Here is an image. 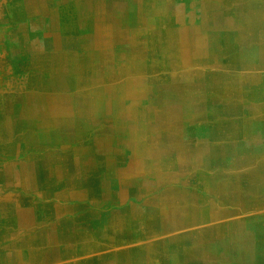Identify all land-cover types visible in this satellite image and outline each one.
I'll return each instance as SVG.
<instances>
[{"label": "crops", "instance_id": "obj_1", "mask_svg": "<svg viewBox=\"0 0 264 264\" xmlns=\"http://www.w3.org/2000/svg\"><path fill=\"white\" fill-rule=\"evenodd\" d=\"M193 3L196 5L191 6V10L207 14L204 21L190 25H221L229 28L226 32L229 43L217 45L210 35L205 40L194 42L211 43L218 47L217 51L222 49L220 46H225L228 50L225 56L228 60L227 69L216 74L223 75V80L225 77L232 79L212 86H206L205 83L198 85L190 94L191 97L187 96V100L175 107L180 110L179 118H167L147 126L144 123L143 137L135 146L140 148L139 143L142 142L145 155H172L190 160L202 157L208 163L209 158L220 157L224 166L215 168L213 174L228 181L234 180L233 175H237L239 188L254 187L257 191L245 192L246 196L241 199L206 200L207 205L200 203L203 208L197 206L199 199L186 200L180 204V200L151 201L148 198L145 203H141L142 208L128 204L126 212L129 217L123 216L120 221L105 219V224L102 223L103 217L107 218L111 213L101 205L106 200H30L34 214H31L30 227L26 224V228L21 223L19 225L14 213L6 212L4 204L7 201L0 200V204H3L0 213V264H119L120 260L124 263L125 260L121 258L125 257V253L121 250L104 256L114 257L115 260L103 261L105 246L119 244L116 239H110L111 230L121 236V243H127L131 238H144L158 233L155 231L181 227L187 228L185 233L189 234L186 239L189 252L169 254L166 257L168 264H264V0H194ZM205 30L206 33L208 29ZM234 42L239 44L232 45ZM57 128L69 132V125L59 124ZM130 129L132 131V127ZM156 130L158 132H154ZM51 132L49 126V134ZM125 137L127 141L134 139L130 130L129 133L125 132ZM208 166L207 170H211ZM189 169L191 172L196 171ZM186 177L191 178L187 174ZM180 188L196 195H207V192H200L198 185L196 188L199 192L193 191L188 185ZM14 203L18 207L26 204L25 200H15ZM221 203L225 210L220 215H230L208 217L218 214L211 209ZM251 203L256 206L255 209L237 211L235 204ZM203 209L211 211L199 215L198 211ZM143 210L164 213L151 216L139 212ZM154 218L158 220L157 224L147 223ZM222 219L228 220L202 225L210 220ZM6 221L10 223L7 230ZM23 234L30 238L27 245H22ZM177 240L176 236H168L150 241L147 245L158 246L159 243L170 244ZM25 252L32 253L30 258L22 255Z\"/></svg>", "mask_w": 264, "mask_h": 264}, {"label": "bare ground", "instance_id": "obj_2", "mask_svg": "<svg viewBox=\"0 0 264 264\" xmlns=\"http://www.w3.org/2000/svg\"><path fill=\"white\" fill-rule=\"evenodd\" d=\"M141 1L142 0H138V2ZM149 1L151 2L152 6L155 7L150 12L149 10L146 12L144 11L142 13L144 14V16H142L141 14L136 17L132 22L134 24L131 25L129 29H125L123 33L125 36L124 42L129 41L130 38L132 43L131 45H128V43L125 44L124 42L117 46L113 45L110 39H108L107 37V31H109V28L103 29V35L107 37V43H103L104 47H102V45L100 47H97V45L95 44V47L98 49L93 55L95 67L89 74H87V76H84V82L83 84L78 86V92H75L73 95L69 94L67 97H62V95H59L51 100L52 103L61 110L60 114L56 113L58 117L56 120L57 123L50 122L51 117H53L52 115L55 114L54 111L47 110L45 111V113H43V115H45L46 117V124L52 128V132L48 135L52 139L53 144L57 143L56 146L59 147L58 151L65 150L64 146H66V143H73L72 141H74V137L78 135H80L81 137H85L86 141L84 142L92 143L93 145H95L96 149L97 144L103 145L104 138L106 136L105 133L110 132V130L105 127H102L96 132L92 131L91 125L96 127L99 122H103H97L99 120V115H105L104 113H109L107 114L108 117H116L117 120L124 119L129 121L130 126L133 130L132 136L134 139L128 140L126 142V146H120L121 149H125V152L118 153V156H120L121 158L124 157L123 159L126 160L127 170L125 171L123 168H119L116 162H110L108 165L110 169L116 171V175L109 179V181L112 182V186L116 188L111 189V195L117 193L119 194V196L127 195L140 198L147 192L148 195L151 194V196L148 197L151 201L199 199L200 202L197 206L203 208L200 203L203 204L204 202V204L206 203L207 205L206 200L241 199L243 198V196H246L247 192L254 193L255 191H257V189H255L254 187L250 189H243L238 187V180L236 179L237 175H233L235 178L234 180L228 181L213 174L214 171H216L214 170L215 168L218 169L219 167L222 168L224 166L223 160L220 157L209 158L208 163L206 159L202 157H197L196 159L192 158L190 160L189 158L187 159V157H175L172 155L168 157L160 155H145L143 153L142 144L140 145L141 149L135 146L137 145L136 143H138L137 141L143 137V129L141 130V128H139L140 126H142L144 123L146 126L154 123H160L167 118H169V120L179 118L180 114L178 113H180V110H176L175 107L179 105L180 102L187 100V96L191 97L190 94L193 93L198 85L205 83L206 86H212L220 84L221 81L232 79L230 77H225L226 79L223 80V75L220 76L219 74H216L219 73L218 71L227 69L226 62H228V60L225 56L228 54V50L225 46H220L222 49L220 48L221 50L217 51L218 47L211 43L194 42L195 40L202 41L203 39L205 40L206 37H209V34L200 35L205 34L206 30L204 28L199 29L195 28V26L193 25H190L191 23L196 21H204L207 14L205 12H194V10H191L193 5H196V3H193L194 0ZM196 1L198 0H195V2ZM81 3L82 5L85 4L82 7L83 9L81 10L85 11L82 12L83 20L87 21L88 24H92L93 19H91V14L90 16H88L89 14L87 13L90 12L89 8H91V0H81ZM136 6L123 5L121 7L117 3V5H115V8L118 11V14L115 13V15L125 18L130 13L131 16L134 17V9L136 8ZM135 27H137V32L135 30H132ZM113 36H116V34H113ZM127 52L132 53L131 56L129 55L130 57L126 56ZM102 76H105L110 80L107 84L98 86L99 82L102 80ZM233 76L235 75L233 74ZM75 85L76 82L72 80V78L67 77V75H65L61 69L53 73L51 79L49 80V89L52 90L57 89L66 92L71 90ZM249 85L251 86V84ZM46 96L41 99L45 100ZM65 99L67 101H65ZM74 100L85 101L90 104L92 103V105H95V108H92V111H90L89 113V117L85 118L84 120V125L79 127L80 130L78 129L77 131H75V134H72L73 136H68L67 131L62 130L56 133H63L65 135L66 141H62L60 137L55 140V137L53 135L55 132L53 131V128L60 124L59 117L65 114H67L68 116L70 115L69 108L66 109V107L71 105ZM20 110L22 111H18L19 113H21V115L18 114L19 116L16 115L17 112L12 115L6 114V117L8 116L7 119L12 121L13 123L17 122V124L19 125H23L25 123L23 127H19L22 129L21 131H23L20 134V137L29 139L30 143L46 142L47 140H38V137H36V133L34 134L32 132V124L27 121L25 122V116L28 113L33 114L34 111L31 108L26 107ZM226 112L227 111H225V113ZM15 115L16 117H14ZM197 115L198 114H196V116ZM64 122L63 125H69V121L66 123ZM17 126L18 125L13 124V128L15 131L17 130ZM154 132H158V130ZM132 140H134L135 143ZM113 142L114 143L108 144L106 146H109L110 148L112 146L115 149L116 140L114 139ZM47 143L49 144V142ZM83 145L84 144L82 143V145H79L78 147L82 149ZM80 149L77 148V152ZM80 151L81 153H83L85 152V149H82ZM46 157L48 156H44V158L43 156H41L39 161L37 160L35 164L17 161L13 162L10 167L9 164L2 165L0 167V181L3 182L6 186L19 188L25 191H36V187H38L39 189L48 187V190L46 191L44 189L38 190L36 192V196L44 197L45 195L49 194L51 200H54L52 198L54 196L59 197V200H65L69 197L70 192L73 193L72 191L76 188H80L82 184H78V182H71V180L75 181L76 176L74 174L80 171L82 161L78 158H70L69 155H63L61 153H56L55 156L51 155L49 159ZM64 160H67L68 163L65 164ZM99 163L101 167H105L103 166V163L107 164V160L106 162H103L101 160ZM45 164H49L48 174H45L43 172ZM208 165H210L211 170H207L209 169ZM11 167L14 169L11 170ZM194 167H197L196 171H194V173L196 174V178L187 179L186 174L191 171L189 168H192L193 170ZM95 173H93L92 175L95 176ZM124 173H126V175ZM42 176H44V178H42ZM55 176H57L59 180L54 186L55 194H53V192L49 193V184L55 182ZM88 183L89 182L87 181H83V187H86ZM161 183H180L184 187L185 185L187 186L196 184L198 185V188L200 190L207 192V195H196L194 192L189 193L186 190L181 189L180 186L178 187L176 185H172V187L167 189L164 193L154 194L155 190L158 189L156 188V186L161 185ZM97 193L98 194L95 196L99 195L98 200H101V196L98 191ZM12 194L13 193H11V195ZM14 195L16 197L22 196L21 194L16 193ZM211 195L214 197V199H211ZM95 200H97L96 197ZM14 201L15 200L10 202L9 204H4V206L7 205L5 209L9 210L17 216L19 225L21 223V226H25V228L28 225L30 227V223L32 222L31 214H34V206H31V204H29V206H25L28 203H24L18 207L17 204L15 205ZM235 205L238 208L237 211H246L249 210V208L255 209L256 207L253 203H251L250 205ZM184 206L190 207L189 205ZM2 207L3 204H0V213H2ZM211 210L213 213L221 214L225 209H223V205L221 203V205L213 206ZM211 210L203 209L199 210L198 213L199 215H202L203 213H210ZM139 212H146L151 216H158L159 214L164 213L163 211L150 212L145 210ZM157 222L158 220L156 218L147 221V223H150L151 225L157 224ZM29 240L30 238H27V236L24 235L22 245H27L29 243ZM30 254H28V252L22 253V255L26 258H30Z\"/></svg>", "mask_w": 264, "mask_h": 264}, {"label": "rangeland", "instance_id": "obj_3", "mask_svg": "<svg viewBox=\"0 0 264 264\" xmlns=\"http://www.w3.org/2000/svg\"><path fill=\"white\" fill-rule=\"evenodd\" d=\"M117 3L121 7L123 5H137L134 9L135 16H131L130 13L125 18L115 15V13L118 14L115 8ZM150 4L151 2L149 0H142L141 2H138V0H91L90 12L87 13L89 14L88 16L91 14V19H93V21L92 24H88L87 21L82 18V12L85 11L81 10L85 4L82 5L81 0H0V167L4 164H9L10 167L13 162L17 161L35 164L37 160L39 161L41 156H43V158L44 156H48L46 158L49 159L51 155L55 156L56 153L69 155V157L73 159H80L82 161L80 166L82 169L80 168V171L76 173L77 175L74 174L76 176L75 181H72L71 178L70 180L73 183L78 182V184H82L80 188L73 190V193L70 192L69 197L65 200H95V197L98 200L99 195L95 196L98 194L97 191L101 196V200H115L112 202L103 201L101 204L103 209H106L107 212H111L108 214L107 218L103 217V224L106 223L105 219L120 221L125 217H129L126 212V206H128V204H134V206L140 208V206H143L141 203H145L146 199L151 196V194L148 195L147 192L140 198L127 195L119 196L117 193L111 195V189L116 188L112 186V182L109 181V179L116 175V171L110 169L108 165L110 162H116L119 168H123L125 171L127 170L126 160L123 159L124 157L121 158L118 156V153L125 152V149H121L120 147L127 145V139L126 137L124 138L125 132L129 133L130 130V132L133 133V130L131 131L130 129V122L124 119L117 120L116 117H108L107 114L109 113H104L105 115L98 114L99 120L97 122H103H99L96 127L91 125L92 131L96 132L102 127L110 130V132L105 133L106 136L103 145L97 144V148L95 149V145L84 142L86 141L85 137L78 135L74 137L73 143H66V146H64L65 150H62L65 152H62L58 151L59 147L56 146L57 143L53 144L52 139L48 135L49 126L45 122L46 117L43 113L47 110L54 111L55 114L52 115L54 118L51 117L50 122H56L58 118L56 113L60 114L61 110L58 109L51 100L59 95L67 97L69 94L73 95L75 92H78V86L83 84L84 76H87L95 67L93 55L98 50L95 44L97 47L101 45L104 47L103 43H107V37L115 46L122 44L125 41V36L123 34L125 29H129V27L134 24L132 23L133 20L144 11L146 12L149 10L150 12L155 7ZM142 16H144V14H142ZM104 28H109L107 37L103 35ZM195 28L208 29L206 33L212 36V40H214L217 45L224 44L225 42L229 43V35L225 33L229 30L227 26L196 25ZM136 29L137 27L132 30L137 32ZM206 33L200 35H207ZM113 34H116V36H113ZM124 43H128V45L132 44L130 38L129 41ZM231 44L239 43L234 42ZM131 54V52H127L126 56L130 57ZM59 69H61L67 77L72 78V80L76 82V85L73 86L71 90L64 92L62 90L49 89V80L53 73L57 72ZM101 78L102 80L99 82L98 86L107 84L110 80L105 76ZM45 96V100L41 99ZM65 101L67 100L65 99ZM25 107L31 108L34 111L33 114L28 113L25 116V122L27 121L32 124V132L34 134L36 133L38 140H47L46 142L30 143L29 139L20 137L23 131H21L22 129L19 127H23L25 123L19 125L17 122L13 123L7 119L8 116L6 117V114L12 115L17 112L16 115L19 116L21 113L18 111H22L20 109ZM67 108H69L70 115H62L59 117V121L60 124H63L64 120V123L69 121L68 133L75 134V131L84 125L85 118L89 117V113L92 111V108H95V105L85 101L74 100L66 109ZM16 115L14 117H16ZM29 119L33 120L30 121ZM13 124L18 125L16 131L13 128ZM143 128L144 126L142 125L141 130ZM53 131L55 132L53 134L55 140L60 137L62 141H66L63 133H56L60 131L57 126L53 128ZM114 139L116 140L115 149L112 146V149L109 146L107 147L106 145L114 143ZM47 142H49V144ZM82 143L84 144L82 149H85L83 153L80 151L82 149L78 147L82 145ZM139 144H142V142ZM77 148L80 149L78 152ZM101 160L103 162L107 160V164L103 163L105 167L99 165ZM64 163L66 164L68 161L64 160ZM10 169L12 170L14 168L11 167ZM193 170H196V168H193ZM43 172L45 174L49 173V164L44 165ZM93 173H95V176L92 175ZM124 174L126 175V173ZM187 176L191 177V179L196 178V174L191 171L187 173ZM42 178H44V176H42ZM58 180L59 178L55 176V182L49 184V193L53 192V194H55L54 186ZM83 181L89 182L86 187H83ZM172 185L178 187L182 186L180 183H163L154 193L165 191ZM188 187H191V189L193 188L195 192L197 190L196 184L188 185ZM42 189L46 191L48 187L40 189L36 187V191H25L19 188L6 186L0 181V200H6L7 204L13 200H25V202L28 203L25 206H29L30 200H51L49 194L44 197L36 196V192ZM200 192L202 191L200 190ZM11 193L13 194L11 195ZM15 193L21 194L22 196L16 197L14 195ZM52 198L54 200H59V197L54 196ZM179 202L180 204L185 203L186 200H180ZM6 212L9 213V210H6ZM226 215L214 214L208 217ZM6 218H8V216H6ZM222 220L225 221L228 219ZM222 220H210L202 225L217 224ZM1 223L3 224V222ZM9 224L10 223L6 221L7 227H5V230L9 229ZM186 230L187 228L182 227L167 231L163 229L155 231L158 233L144 238H131L127 243H121V236L112 233L113 230H111L110 239H116L119 244L117 246H105L106 249L102 252L103 261L106 259L115 260L114 257L104 256L112 251L121 250L125 253V257L121 258L125 260V262L123 263L120 260L121 262L119 261V264H168L166 257L169 256V254L177 255V253L181 251L189 252V246L186 242L187 235L189 234L185 233ZM168 236H176L178 240L170 244L159 243L160 245L155 247L153 245H147L150 241L158 238L164 239ZM112 264L115 263L113 262Z\"/></svg>", "mask_w": 264, "mask_h": 264}]
</instances>
